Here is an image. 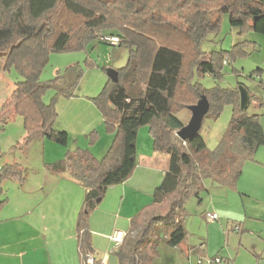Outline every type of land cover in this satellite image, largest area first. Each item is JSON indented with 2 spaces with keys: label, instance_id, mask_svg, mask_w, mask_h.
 I'll return each mask as SVG.
<instances>
[{
  "label": "trees",
  "instance_id": "1",
  "mask_svg": "<svg viewBox=\"0 0 264 264\" xmlns=\"http://www.w3.org/2000/svg\"><path fill=\"white\" fill-rule=\"evenodd\" d=\"M220 13L228 14L230 26L239 28L240 34L264 35V0H0V75L14 69L21 78L1 105L0 134L9 121L21 117L26 134L23 146L34 140L67 144V133L53 129L55 103L59 97H74L83 71L71 67L42 83L40 76L50 54L86 51L103 31L120 37L117 48L128 51L126 65L115 70L117 82L107 79L101 92L89 99L104 121L105 132L113 135L104 156L96 160L88 150L76 149L45 166L88 190L76 223L80 264L92 253L86 217L109 187L132 175L140 128L148 129L152 150L169 155L170 162L153 191L152 203L131 218L129 230L114 253L118 264H154L160 242L177 247L185 230L182 221H176L175 209L182 210L191 197L200 203L204 180L235 190L243 163L264 147L259 117L248 115L247 108L240 110L237 88L205 89L194 82L195 74L219 80L226 60L248 55L246 44L212 55L200 50L208 35L218 32ZM86 63L94 66L89 59ZM254 73L259 74V70ZM61 81L67 88L59 87ZM51 88L55 89L54 97L44 104L43 96ZM201 96L209 103L204 120L215 121L226 106L231 107L227 129L213 151L207 150L201 129L185 145L175 135L183 127L177 115ZM249 96L257 99L250 92ZM258 105L264 107L263 103ZM89 138L93 146L97 132L92 131ZM4 180L22 184V167L17 163L3 165L0 184ZM4 205L5 201L0 203V210ZM156 224L173 228L168 239L157 235Z\"/></svg>",
  "mask_w": 264,
  "mask_h": 264
},
{
  "label": "rangeland",
  "instance_id": "2",
  "mask_svg": "<svg viewBox=\"0 0 264 264\" xmlns=\"http://www.w3.org/2000/svg\"><path fill=\"white\" fill-rule=\"evenodd\" d=\"M217 17L220 20L218 32L208 35L200 46V50L205 55L231 52L241 44H246L244 46V50H246L249 44L244 41L247 40L248 34L258 37L259 54L257 56H249L248 54L247 57H238L233 61L226 60L219 80L208 75L198 76L195 74L194 82L199 83L205 89L216 86L234 89L242 85L248 88L252 95L255 94L254 88L258 89L260 95L255 94L254 97L257 99L250 100L246 109V113L252 115L257 107V110L264 109L258 105L259 103L264 104V91L258 86L259 80L251 79L250 76L251 74L254 75V72L246 73L248 72L246 71L243 73L244 71L240 70L238 66L250 68L251 62L263 57L264 35L253 32L240 34L239 28L230 26L228 14L220 13ZM107 32L109 31H103L99 35L107 34ZM127 58L128 51L101 44L95 39L86 48V51L50 54L47 65L40 76V81L47 83L62 75L67 68L78 67L83 72L73 92L83 98L97 96L107 82V70L124 67ZM86 59H89L94 66H87ZM16 80H21V78L14 69H11L9 73L0 75V108L9 98ZM59 87L67 88L62 81ZM54 94L55 89H49L43 96L44 104L50 103ZM70 99L59 97L55 103L57 118L53 129L57 130L59 127L72 128V126L75 128L76 133H69V144L66 146H60L51 140H34L27 146H23L26 134L23 120L19 116L4 126V130L0 134V166L2 167L6 162H16L22 167L25 180L22 184L14 180L2 181L0 184V203L3 201L5 204L6 202L13 203L25 193L32 185L33 172L41 166L42 161L54 164L58 157L64 158L66 153L74 152L76 146L80 150H88L91 147L89 135L92 131H87L89 121L85 119L79 125L78 119L72 120V118L79 116V112L84 116L86 110L83 108L85 111L75 110L74 108L71 111L67 104ZM180 113H186L190 119L188 110ZM230 117L231 107L226 106L217 120L205 119L203 121L200 135L205 141L207 150H215L219 138L227 129ZM195 158L198 162L202 161L199 157ZM218 195L220 194L215 191L204 192L200 194V198H202L200 203L195 197H191L183 205V212L181 209H175L176 221H182L185 238L176 248L167 246L163 241L160 242L158 258L154 264H188L186 257L188 251L192 252L189 256L192 262H195L197 256L209 258L220 256L229 260L231 264H264V197H252L244 200L242 207L241 204L236 206V202L231 196V198L222 199ZM213 212L218 219L208 222L204 217L207 213L212 214ZM235 228H238V232L234 230ZM154 230L158 236L166 240L173 228H165L156 224ZM134 235L135 232L132 233V236ZM106 263L118 264V260L115 255H110Z\"/></svg>",
  "mask_w": 264,
  "mask_h": 264
},
{
  "label": "crops",
  "instance_id": "3",
  "mask_svg": "<svg viewBox=\"0 0 264 264\" xmlns=\"http://www.w3.org/2000/svg\"><path fill=\"white\" fill-rule=\"evenodd\" d=\"M244 42L249 44L245 50L249 56L259 54L258 37L248 34ZM250 65L247 69L243 66L238 67L244 71L243 73L259 70V74L248 75L251 79L259 80L260 89L264 91V55ZM246 89L251 93L248 88ZM254 92L260 95L258 89L254 88ZM94 97L96 96L83 98L74 93V97L67 101V104L71 111L74 108L86 110H83L84 116L79 112V116L72 120L78 119L81 125L87 119L89 121L87 131L97 132L98 140L88 150L96 160H101L110 147L113 136L105 132L104 121L89 100ZM257 108L252 115L259 117L264 134V109L257 110ZM177 118L183 125L189 121L186 113L178 114ZM55 125L56 123L53 128ZM55 131L67 133L66 145L69 144V133H76L73 126L72 128L59 127ZM77 148L78 146L73 151ZM62 159L60 156L54 163ZM169 162V155L152 150V139L148 129L140 128L137 132L136 165L132 175L122 184L109 187L97 207L90 216L86 217L92 255L97 263L107 264L109 256L116 252L108 237L115 231L127 233L131 218L152 203L153 191L162 182L164 174L168 171ZM47 165L51 163L42 161L41 166L33 172L32 185L28 190L15 202H6L0 210V264H80L76 223L88 190L65 176L49 172L45 168ZM203 189L202 193L218 192L220 194L218 197L222 199H228L231 196L236 206L241 204L242 207L244 200L264 197V147H259L252 159L243 163L235 190L219 187L210 180L203 181ZM190 253L192 252L186 253L187 259Z\"/></svg>",
  "mask_w": 264,
  "mask_h": 264
},
{
  "label": "water",
  "instance_id": "4",
  "mask_svg": "<svg viewBox=\"0 0 264 264\" xmlns=\"http://www.w3.org/2000/svg\"><path fill=\"white\" fill-rule=\"evenodd\" d=\"M107 77L113 83L117 82V73L115 70H107ZM237 89L239 92V108L243 111L247 108L250 101L249 91L242 85H239ZM208 110L209 103L205 96H201L195 105L188 108L190 119L187 124L183 125V127L176 132V137L183 143L194 137L200 131ZM83 215L84 217L87 216L86 211H83Z\"/></svg>",
  "mask_w": 264,
  "mask_h": 264
},
{
  "label": "built area",
  "instance_id": "5",
  "mask_svg": "<svg viewBox=\"0 0 264 264\" xmlns=\"http://www.w3.org/2000/svg\"><path fill=\"white\" fill-rule=\"evenodd\" d=\"M97 39L100 42L106 43L110 47H117L121 42L120 37L109 34L99 35ZM183 144L185 145V143ZM206 219L208 222H212V221H216L218 217L214 213L212 214L207 213ZM234 230L238 232V228H235ZM125 234L126 233L115 231L108 237V240L112 243L114 250H117L121 246ZM95 263L96 261L92 253L87 254L84 264H95ZM188 264H231V263L221 258L220 256H215L212 258L197 256L195 262H192L190 260V257H188Z\"/></svg>",
  "mask_w": 264,
  "mask_h": 264
}]
</instances>
